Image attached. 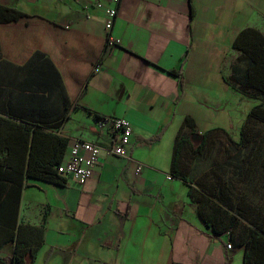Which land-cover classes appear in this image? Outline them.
<instances>
[{
	"label": "crops",
	"instance_id": "obj_1",
	"mask_svg": "<svg viewBox=\"0 0 264 264\" xmlns=\"http://www.w3.org/2000/svg\"><path fill=\"white\" fill-rule=\"evenodd\" d=\"M0 3L27 16L0 24L1 99L68 139V151L75 139L100 149L84 184L24 177L14 233L24 246L42 239L26 264H243V249L206 226L174 163L180 138L239 128L264 97L246 85L264 45V0H121L120 44L107 55L96 4L111 0ZM98 118L131 123L126 156L111 152L117 136ZM1 231L0 264H15L17 240L2 248Z\"/></svg>",
	"mask_w": 264,
	"mask_h": 264
},
{
	"label": "trees",
	"instance_id": "obj_2",
	"mask_svg": "<svg viewBox=\"0 0 264 264\" xmlns=\"http://www.w3.org/2000/svg\"><path fill=\"white\" fill-rule=\"evenodd\" d=\"M27 16L14 7L3 6L0 3V24L20 22ZM251 58L247 70V87L256 89L264 96V45H258ZM0 90V228L2 227V248L15 241L14 233L17 213L13 202L19 198L23 179L27 176L50 184L62 185L66 183L58 170L64 155L69 148V140L44 133L45 127L40 121H35L24 112H16L9 102L1 99ZM99 119V118H98ZM264 123V107H254L247 116ZM35 127L34 131L31 128ZM199 147L193 145L192 137H182L177 142L175 152V176L191 186L189 194L197 205L199 214L207 227L215 235L228 234L234 248L243 249V264H264V224L253 219L242 210L236 214L217 204L211 197L197 195L192 182L179 170L182 151L188 145L193 146L195 153L203 151L206 145V135ZM50 139V145L44 142ZM49 151V153H47ZM15 249V264H26V254L36 255L42 239L34 241L35 245H22L20 234L17 236Z\"/></svg>",
	"mask_w": 264,
	"mask_h": 264
},
{
	"label": "rangeland",
	"instance_id": "obj_3",
	"mask_svg": "<svg viewBox=\"0 0 264 264\" xmlns=\"http://www.w3.org/2000/svg\"><path fill=\"white\" fill-rule=\"evenodd\" d=\"M254 104L264 107V97ZM193 135H206V145L199 153L193 146L185 147L179 170L196 194L211 197L234 214L242 210L264 224V123L244 117L239 128L227 124L186 136ZM202 139H195L193 145L199 147Z\"/></svg>",
	"mask_w": 264,
	"mask_h": 264
},
{
	"label": "built area",
	"instance_id": "obj_4",
	"mask_svg": "<svg viewBox=\"0 0 264 264\" xmlns=\"http://www.w3.org/2000/svg\"><path fill=\"white\" fill-rule=\"evenodd\" d=\"M121 0H111L112 6H105L102 3H97L96 6L103 10L105 14V54L107 55L110 50L118 47L120 41L115 39L112 35V29L115 19L117 17L118 6ZM102 67V62L99 61L95 65V70ZM96 126L99 130L112 133L117 136V144L112 148L111 152L117 156L124 157L127 155L128 149L131 146V137L133 129L131 123L124 118H99L97 119ZM100 155L99 146L92 142H87L75 139L67 153V158L58 167L59 173L67 178L73 180L75 183L84 184L89 180L94 173V169L98 164ZM141 168L137 170V173ZM227 248H233L230 243Z\"/></svg>",
	"mask_w": 264,
	"mask_h": 264
},
{
	"label": "water",
	"instance_id": "obj_5",
	"mask_svg": "<svg viewBox=\"0 0 264 264\" xmlns=\"http://www.w3.org/2000/svg\"><path fill=\"white\" fill-rule=\"evenodd\" d=\"M201 138V135H194L193 137H192V141H194L195 139H200Z\"/></svg>",
	"mask_w": 264,
	"mask_h": 264
},
{
	"label": "flooded vegetation",
	"instance_id": "obj_6",
	"mask_svg": "<svg viewBox=\"0 0 264 264\" xmlns=\"http://www.w3.org/2000/svg\"><path fill=\"white\" fill-rule=\"evenodd\" d=\"M193 136H194V135H193ZM193 136H192V137H193Z\"/></svg>",
	"mask_w": 264,
	"mask_h": 264
}]
</instances>
